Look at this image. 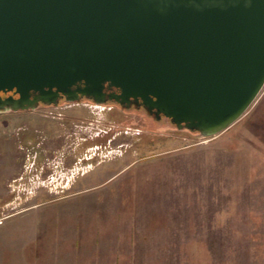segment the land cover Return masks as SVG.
I'll return each mask as SVG.
<instances>
[{
    "label": "rangeland",
    "instance_id": "1",
    "mask_svg": "<svg viewBox=\"0 0 264 264\" xmlns=\"http://www.w3.org/2000/svg\"><path fill=\"white\" fill-rule=\"evenodd\" d=\"M0 264H264V90L211 138L113 102L0 113Z\"/></svg>",
    "mask_w": 264,
    "mask_h": 264
},
{
    "label": "water",
    "instance_id": "2",
    "mask_svg": "<svg viewBox=\"0 0 264 264\" xmlns=\"http://www.w3.org/2000/svg\"><path fill=\"white\" fill-rule=\"evenodd\" d=\"M264 90V0H0V113L142 107L215 137Z\"/></svg>",
    "mask_w": 264,
    "mask_h": 264
}]
</instances>
